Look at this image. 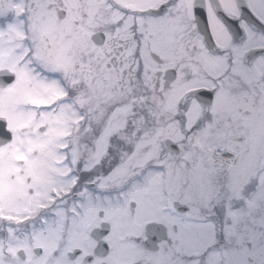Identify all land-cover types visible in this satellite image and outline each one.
Segmentation results:
<instances>
[{
  "label": "snow or ice",
  "instance_id": "snow-or-ice-1",
  "mask_svg": "<svg viewBox=\"0 0 264 264\" xmlns=\"http://www.w3.org/2000/svg\"><path fill=\"white\" fill-rule=\"evenodd\" d=\"M0 264H264V0H0Z\"/></svg>",
  "mask_w": 264,
  "mask_h": 264
}]
</instances>
